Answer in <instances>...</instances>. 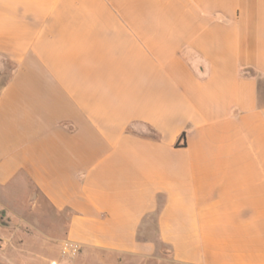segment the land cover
Instances as JSON below:
<instances>
[{
  "label": "crops",
  "instance_id": "obj_1",
  "mask_svg": "<svg viewBox=\"0 0 264 264\" xmlns=\"http://www.w3.org/2000/svg\"><path fill=\"white\" fill-rule=\"evenodd\" d=\"M0 217V264H264V0H0Z\"/></svg>",
  "mask_w": 264,
  "mask_h": 264
},
{
  "label": "built area",
  "instance_id": "obj_2",
  "mask_svg": "<svg viewBox=\"0 0 264 264\" xmlns=\"http://www.w3.org/2000/svg\"><path fill=\"white\" fill-rule=\"evenodd\" d=\"M80 252V247L77 243L65 240L60 247V255L63 258L73 259Z\"/></svg>",
  "mask_w": 264,
  "mask_h": 264
},
{
  "label": "rangeland",
  "instance_id": "obj_3",
  "mask_svg": "<svg viewBox=\"0 0 264 264\" xmlns=\"http://www.w3.org/2000/svg\"><path fill=\"white\" fill-rule=\"evenodd\" d=\"M0 224H1V225H4V224H5V223L2 221L1 217H0ZM64 241H65V240H63V241L60 243V247H61V244H62ZM60 247H59V253H58V255H57L59 261H61V262H63V263H67V264H75V263H77L76 261H77V257L79 256V254H78L75 258H73V259L63 258V257H61V255H60ZM54 259H55V258H54Z\"/></svg>",
  "mask_w": 264,
  "mask_h": 264
},
{
  "label": "trees",
  "instance_id": "obj_4",
  "mask_svg": "<svg viewBox=\"0 0 264 264\" xmlns=\"http://www.w3.org/2000/svg\"><path fill=\"white\" fill-rule=\"evenodd\" d=\"M184 138H185V133H182V135L180 136V141H184ZM182 145H184V143L182 144Z\"/></svg>",
  "mask_w": 264,
  "mask_h": 264
}]
</instances>
